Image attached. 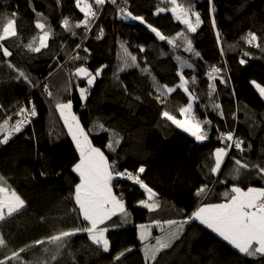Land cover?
<instances>
[{"label": "trees", "instance_id": "16d2710c", "mask_svg": "<svg viewBox=\"0 0 264 264\" xmlns=\"http://www.w3.org/2000/svg\"><path fill=\"white\" fill-rule=\"evenodd\" d=\"M177 3L185 4V0ZM191 3L203 21L196 33L188 32L184 24L176 21L170 11L172 5L162 0H117V4L106 0L91 31L74 28L76 35H72L63 29L62 21L67 18L74 26L84 19L75 0H0V32L15 13L18 33L0 41L12 52L5 57L0 50V123L9 117L10 123H14L20 105L30 98L38 110L27 130L0 145V176L25 200L24 209L0 221V236L6 242L0 247V259L25 248L20 254L24 264H146L144 244H154L155 238L162 235L155 221H183L203 204L224 202V193L233 185L245 190L264 186V178L255 167L264 166V98L251 83L264 86V44L257 48L242 39L249 31L264 37V0H212L211 5L209 0H191ZM159 7L169 10L157 14ZM121 8L144 17L145 23L123 18ZM213 15L215 28L211 22ZM38 20L51 28L52 35L49 48L33 53L26 45L42 34L35 27ZM148 24L169 38L184 33L200 57L186 51L180 38H177L179 46L159 40ZM101 28L103 36L98 38ZM122 44L137 57L138 66L120 70ZM77 52L84 59L74 60ZM245 52L249 55L242 65L239 61ZM179 57L182 62L178 64ZM182 63L193 65L182 71L189 80V91L197 97L194 114L201 121H211L205 125L208 131L205 141H196L162 117L166 110L182 119L179 108L189 102L188 94L177 87ZM81 65L93 73L106 66L86 100L81 99L76 87L77 84L85 87L86 81L71 75ZM212 67L222 69L220 75L228 81L227 85L218 78L209 79ZM19 71L28 75L31 85L23 78L17 79ZM193 76L195 83L191 82ZM45 83L51 96L44 91ZM209 84L216 87L211 98ZM164 85L176 91L161 95L158 89ZM69 99L72 112L93 146L101 148L120 170L135 174L144 166L140 178L157 194L159 207L150 212L138 205V201L147 198L139 185L129 184L125 179L114 180L113 189L117 196H122L131 215L127 223H123L121 216L112 218L110 225L121 226L107 234L111 242L107 253L93 245L83 232L66 238L59 250L47 241L62 231L86 226L78 210L73 211L76 205L72 193L79 178L72 172V166L78 161V152L56 107ZM213 103L221 108H213ZM227 132L244 141V151L233 145L219 173L213 174L214 151L225 147L221 133ZM115 138L120 143L110 150L107 144ZM237 159L250 167L242 169L239 178L234 179ZM204 186L206 192L197 196V190ZM140 224L152 225L151 235L143 243L139 239ZM37 240L45 243L36 245ZM129 248L132 251L115 261L116 255ZM53 255L57 257L55 260ZM148 264H264V257L239 253L211 229L194 221L184 226L180 239L170 249L160 252L156 261Z\"/></svg>", "mask_w": 264, "mask_h": 264}, {"label": "snow or ice", "instance_id": "6c2138e0", "mask_svg": "<svg viewBox=\"0 0 264 264\" xmlns=\"http://www.w3.org/2000/svg\"><path fill=\"white\" fill-rule=\"evenodd\" d=\"M112 4H117V0H110ZM162 2L170 3L172 5L170 11L174 15L175 19L184 24L187 31L190 33H196L197 29L202 24L201 14L194 10V6L191 0H185V4H178L177 0H162ZM76 7L84 15V19L74 26L70 24L69 19L65 18L62 21V27L65 31L71 32L72 35H76L74 28L79 29L83 27L86 31H91V25L98 17L101 8L106 4V0H92L91 3L88 0H75ZM209 4H212V0H209ZM95 5V7L93 6ZM169 9L166 7H159L157 14L166 12ZM35 12V8L33 7ZM214 12V7L212 9ZM37 16H42L40 13H36ZM13 18L7 19L2 26V32H0V41H5L8 38L16 37L18 35L16 29L15 13L12 14ZM120 15L123 18H131L132 20H138L142 24L145 23L144 17L133 15L130 11L120 9ZM195 18L194 21L192 18ZM212 26L216 27V21L214 15L212 16ZM35 27L41 30L38 38L34 37L33 41L26 45L27 49L33 53H40L42 49L49 48V39L52 35L51 28L44 22L37 21ZM147 27L155 33L159 40H167L168 44L173 46H179L177 44V38L183 40L186 45L185 50L193 52L196 57H200V53L195 51L192 46V41L184 33H177V37L169 38L162 34L156 27L148 24ZM103 36V29L100 30L101 38ZM242 39L249 46H255L257 48L262 47L264 44V37L258 36L255 32L249 31ZM217 40H220V34L217 32ZM80 48V45H76ZM123 49V55L121 56L122 67L121 71L131 66L137 65V57L132 55L127 47L121 45ZM0 50H2L3 56L10 57L12 52L9 51L4 44L0 43ZM85 52H89V49L84 48ZM143 51V49H141ZM223 54V49H221ZM249 53L245 52L243 57L240 59V64H245ZM74 60H82L77 52L73 56ZM9 67L14 69V66L9 64ZM103 67L98 68L94 73L89 70L88 67L83 65L76 67L71 75L86 81L85 87H80L79 84L76 87L79 89V95L82 100L88 98L90 89L94 85L97 77L101 75ZM192 68V64L182 63L181 72L178 73L180 83L177 85L178 88L182 89L188 94L189 102L186 106L179 108V114L182 119H178L176 115L169 113L168 111L162 112V117L167 121H170L177 128L182 129L184 132L189 133L196 141H205L208 139V131L205 125H210V120L201 121L194 114V103L197 99L192 92L189 91V80L183 75V68ZM15 70V69H14ZM222 69L219 67H212L208 73V77L211 80L219 79L221 84L227 85L228 81L220 75ZM23 78L24 81L31 85V80L23 71H19L17 79ZM192 83H195V77L191 79ZM252 85L258 91L260 97L264 98V86L252 81ZM44 91L47 95L51 96L52 93L48 91V84L43 85ZM209 97L216 91L215 84H209ZM161 95H168L176 91V88L169 87L167 85L162 86L158 89ZM234 94V92H233ZM160 99V96H157ZM32 104L31 101H29ZM63 118L64 125L67 128L68 135L74 142L75 149L78 152V161L72 166V172L75 173L79 182L75 184L72 197L76 208L73 211L78 210L82 222H86V226L77 227L71 230L60 232L58 235L47 238L48 243L55 244L57 250L64 246L66 238L72 237L77 233H86L91 243L105 253L110 251L111 242L108 237V233L121 225L113 224L110 225L112 218L115 216H121L123 223H127L130 213L127 210L126 203L122 196H117L113 191L114 180L127 179L132 181L134 184L139 185L141 189L146 193V199L138 201V205L149 210L150 212L155 211L159 205L156 203L155 197L156 192L146 184L141 178L140 174L145 172V167L140 166L135 174L127 169L120 170L116 166L115 161L109 160L108 156L105 155L104 151L99 147H95L92 141L89 139V134L82 127L79 119L72 112V100L69 99L67 102H59L56 105ZM215 109H220L221 105L213 103ZM223 117V112L220 113ZM20 119L15 120L14 123H10L11 117L4 119L3 123H0V133L3 134V138L0 139V145H6L10 139L16 134L21 133L27 124L31 123V118L38 115L37 109L34 104L30 108L21 107L16 113ZM101 130L107 131L102 124L97 125ZM115 137V133H113ZM221 139L225 142V147H218L214 151L215 164L211 168L213 174L219 173L224 157L228 154V151L233 147L244 151V141L240 139H234L233 132L221 133ZM231 142V143H227ZM120 143L119 138H115L114 141L110 140L107 147L110 150H115L114 146H118ZM250 147V145H249ZM237 165L235 172L236 176L234 179L239 178V174L242 169H249V165L242 163L241 160H235ZM258 173L264 178V166H255ZM43 175V173H41ZM206 186L201 187L197 190L196 195L201 196L206 192ZM224 202L221 203H207L198 207L190 216L186 217L183 221L167 220L161 223L155 221L154 224L161 229L162 235L155 238L154 244H144V253L146 257V264L149 261H156L157 255L173 246V243L180 239L181 234L184 231V226L190 222L199 221L201 225L211 229L212 232L216 233L223 241H226L234 249L238 250L239 253L244 254L247 257H264V187H247L245 190L242 187L233 185L230 191L224 193ZM25 207V200L16 192L15 189L7 186L3 176H0V221H5L12 217L14 214L19 213ZM167 225V228H165ZM152 225L140 224L139 228V239L143 243L151 235ZM36 245L45 243L44 240H37L34 242ZM6 242L2 236H0V247L5 246ZM30 247V246H29ZM26 249L20 248L18 252L14 251L10 256L5 259H0V264H8L9 261H20V264H24L21 253ZM132 251L131 248L121 251L114 257L115 261H120L121 257L126 252ZM57 257L52 256L55 260Z\"/></svg>", "mask_w": 264, "mask_h": 264}, {"label": "built area", "instance_id": "2783aa9c", "mask_svg": "<svg viewBox=\"0 0 264 264\" xmlns=\"http://www.w3.org/2000/svg\"><path fill=\"white\" fill-rule=\"evenodd\" d=\"M29 101H31L32 104H34V100L30 98L27 102H23V103L20 105V108H21V107H27V108H30V107L32 106V104H30ZM34 105H35V104H34ZM35 107H36V106H35ZM20 108H19V109H20ZM36 109H37V108H36ZM37 113H38V110H37ZM17 118L20 119L21 117L17 116ZM34 118H36V117L31 118V123H32V120H33ZM31 123H30V124H27V125L24 127V129L22 130V132H24L25 130H27L28 127L31 125ZM22 132H21V133H22ZM21 133H18V134H21ZM18 134H16L14 137H16ZM14 137H13V138H14ZM10 140H11V139H10ZM125 180H126L129 184L133 183L132 181H129V180H127V179H125Z\"/></svg>", "mask_w": 264, "mask_h": 264}, {"label": "rangeland", "instance_id": "374dc122", "mask_svg": "<svg viewBox=\"0 0 264 264\" xmlns=\"http://www.w3.org/2000/svg\"><path fill=\"white\" fill-rule=\"evenodd\" d=\"M162 13H165V12H162ZM172 13V12H171ZM177 21V20H176ZM180 22V21H179ZM203 24V23H202ZM201 24V25H202ZM201 27V26H200ZM199 29V28H198ZM197 29V30H198ZM182 62V60H181V58L179 57V58H177V63L179 64V63H181ZM72 110H73V107H72ZM183 118V117H182ZM182 130V129H181ZM224 160V159H223ZM223 163V162H222Z\"/></svg>", "mask_w": 264, "mask_h": 264}, {"label": "crops", "instance_id": "0c3cea01", "mask_svg": "<svg viewBox=\"0 0 264 264\" xmlns=\"http://www.w3.org/2000/svg\"><path fill=\"white\" fill-rule=\"evenodd\" d=\"M225 157H226V156H225ZM225 157H224V158H225ZM260 187H264V186H260ZM113 191H114V189H113ZM114 192H115V191H114ZM115 194H116V193H115ZM215 234H216V233H215ZM216 235H217V234H216ZM217 236H218V235H217Z\"/></svg>", "mask_w": 264, "mask_h": 264}]
</instances>
